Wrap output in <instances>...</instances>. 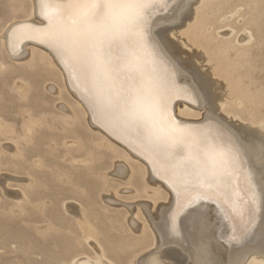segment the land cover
I'll list each match as a JSON object with an SVG mask.
<instances>
[{
    "label": "bare ground",
    "instance_id": "bare-ground-1",
    "mask_svg": "<svg viewBox=\"0 0 264 264\" xmlns=\"http://www.w3.org/2000/svg\"><path fill=\"white\" fill-rule=\"evenodd\" d=\"M0 3V258L8 264H97L82 255L96 261L103 254L111 264H264V0H164L167 7L151 10L153 49L141 56L163 82L174 117L170 134L151 140L97 106L91 81L52 47L50 21L67 0ZM227 26L235 33L219 32ZM174 34L202 52H187L170 38ZM205 56L212 73L199 64ZM205 149L235 159L242 189L251 172L254 229L221 207L220 195L203 208L202 226L189 224L183 213L173 221L177 203L169 176L186 185L189 198L208 191L190 178ZM84 157L89 164L82 166ZM107 159L110 165L102 162ZM114 166L118 179L124 173L122 181L136 188L134 199L145 200L131 207L130 219L111 210L114 196L100 199L125 184L108 174ZM6 173L30 180L18 184Z\"/></svg>",
    "mask_w": 264,
    "mask_h": 264
},
{
    "label": "snow or ice",
    "instance_id": "snow-or-ice-1",
    "mask_svg": "<svg viewBox=\"0 0 264 264\" xmlns=\"http://www.w3.org/2000/svg\"><path fill=\"white\" fill-rule=\"evenodd\" d=\"M157 4L167 7L164 0H67L58 6L64 12L50 21L49 31V41L56 52L91 81L94 103L107 107L127 125L143 129L150 140L168 136L174 121L168 111L171 101L166 99L163 82L148 70L141 56L153 49L149 39L151 10ZM118 50L125 54L116 55ZM190 178L192 184L208 191L189 198L186 185L170 175L177 203L173 221L183 213L189 224L202 226L203 208L217 203L220 195L221 207L227 205L233 216L246 220L249 230L256 227L252 175L246 174L247 190L242 189L234 158L205 149ZM214 189L223 190L217 193ZM260 207L264 213V189ZM260 224L264 226V214ZM152 264L161 262L153 260Z\"/></svg>",
    "mask_w": 264,
    "mask_h": 264
},
{
    "label": "rangeland",
    "instance_id": "rangeland-1",
    "mask_svg": "<svg viewBox=\"0 0 264 264\" xmlns=\"http://www.w3.org/2000/svg\"><path fill=\"white\" fill-rule=\"evenodd\" d=\"M3 11V9H2V5H1V3H0V13ZM2 15L4 14V11L1 13ZM228 15H230L231 17V21H233V20H235V17L233 16V14H228ZM227 15V16H228ZM229 17V16H228ZM233 17V18H232ZM224 19H227L226 17L224 18ZM171 22V21H170ZM169 23V22H168ZM229 27V28H228ZM223 30V31H222ZM222 30H219V32H227V31H229V33H231V31H232V33L234 32L235 33V29L232 27V26H227V28H224V29H222ZM242 33H244V31L242 32ZM241 33V34H242ZM231 35H233V34H231ZM184 36V35H183ZM182 36V39H181V34H174V35H171L170 36V38L172 39V40H174V41H178L183 47L185 46V48H186V51L187 52H189V53H192V52H196V53H201L202 52V50L200 49V48H196L194 45H192V43H190V41L189 40H187V37L186 36H184L183 37ZM180 38V39H179ZM188 41H189V43H188ZM194 46V47H193ZM199 51V52H198ZM206 58H207V56H205L204 57V60L205 61H207V62H205V61H203V60H201V61H199V64H201L202 65V69H204L206 72H210V73H212L213 72V70L211 69L212 68V65L210 64L209 66H208V60H206ZM208 63V64H207ZM210 68V69H209ZM212 71V72H211ZM211 79H212V81L214 82V81H219V79H217L215 76H211ZM17 82H19V83H21L19 80H17ZM223 83V82H222ZM228 88L226 87L225 88V90L223 91V94L224 95H226V93H227V95H228ZM45 96L47 97V99H48V101H50V102H52L53 100H52V95L51 94H49V93H46L45 94ZM227 98V97H226ZM59 103L60 102H57L56 103V105H59ZM220 113H222V112H220V111H218V114H220ZM239 120H234V119H229L228 120V122L230 123H234L236 126H240V125H242V123L244 124L243 126H249V127H251V125L249 124V122H238ZM262 125L261 124H259V127L258 126H254L253 128H256L255 130H261L262 129V127H264V125L261 127ZM68 143L70 144V146H72V143H73V146L72 147H75L74 145H76V143H75V140H73V139H70L69 141H68ZM102 144V145H101ZM100 145L101 146H106L105 145V142L104 143H101ZM62 151H63V149H62ZM104 152H105V150H103ZM109 154L108 153H106V156H108ZM71 156L70 155H68L65 159H64V161H70L71 160V158H70ZM68 158V159H67ZM85 159V160H84ZM69 161H68V163H69ZM82 161H83V163H82ZM82 161H81V159H80V162H81V164H82V166H84L85 164H89V160H88V158H86V157H84L83 159H82ZM103 163H107V164H111V161L110 160H104V161H102ZM114 169H115V166L113 167V169L111 168V171H109V170H107L108 172H110V173H108L109 175H113L114 176V178L118 181V182H120V183H125V182H123L122 181V179L124 178V173H121V176L123 177V178H120V179H118L119 177H118V175L116 174V173H114L115 171H116V169H115V171H114ZM113 171V172H112ZM12 174V175H11ZM11 174H7L6 173V176H9V177H12V178H15L16 180H21V181H14L15 183H18V184H20V182L23 184V183H26V181H28V180H26V179H28L29 178V180H30V177L29 176H24V175H21V174H13V173H11ZM11 175V176H10ZM17 177V178H16ZM110 177H112V176H110ZM26 178V179H25ZM114 178H112V179H114ZM14 183V184H15ZM126 186H128L129 188L127 189V187ZM131 186V187H130ZM120 187V188H119ZM118 188H117V191H118V189H119V191L120 192H115V190H111L110 192H102L103 194H101V196H102V198H100L102 201H104V199H105V197L107 196H109L110 198L112 197V196H114V197H112V198H114L115 199V203L117 204V206L116 207H114V208H112L111 210L112 211H114V212H116V213H127V215H126V217L127 216H129V214H130V216L128 217V219H130V218H132L131 216V207H135V206H137L138 204H140V202H145V200H143V198H135L134 199V197L135 196H137V193H136V188H134L132 185H126V183L125 184H123V185H121V186H119ZM126 188V189H124V188ZM121 188H123V189H121ZM10 189V188H9ZM121 189V190H120ZM130 189H132V190H130ZM134 189V190H133ZM10 190H15V191H19L17 188H15V187H12V189H10ZM131 191V192H130ZM134 191V192H133ZM20 192V191H19ZM111 192H114V193H111ZM124 193V194H123ZM132 193V194H131ZM114 194V195H113ZM116 194H118V195H116ZM134 194V195H133ZM104 195V196H103ZM116 195V196H115ZM108 197V198H109ZM99 199V202L101 201ZM138 199H140V200H138ZM144 199H146V198H144ZM119 200V201H118ZM128 200H129V202H128ZM133 200H134V202H133ZM149 199H146V202H148V203H152V202H150V200L148 201ZM137 201V202H136ZM118 202V203H117ZM70 203H74V204H77L78 205V203H76L75 201H73V200H67V201H65L64 202V204H70ZM122 203H124V204H122ZM131 203V206L129 205V204ZM132 203H134L133 205H132ZM137 203V204H136ZM165 203V202H164ZM136 204V205H135ZM124 205H126V206H124ZM128 205V206H127ZM122 206H124V207H122ZM119 207V208H118ZM121 207V208H120ZM128 208V210H126L127 208ZM153 210H154V208H152V210H151V212L153 213ZM127 211H129V212H127ZM155 213H156V211H155ZM142 214L144 215H146V212L145 211H143L142 212ZM136 219V218H135ZM137 220V219H136ZM138 222H140V223H142L141 221H139V220H137ZM158 251H160V250H158ZM21 255L23 256V253H21ZM83 256V259L85 258L86 260L87 259H89L90 261L91 260H93L92 262L93 263H96L97 262V264H100L101 263V261L103 260L104 262H106L107 264L109 263V264H111L110 263V261H109V259H107V258H105L104 256H103V254L102 255H99L98 254V258L96 259V261H94L95 259H93L91 256H89V255H82ZM86 256V257H85ZM103 257V258H102ZM92 258V259H91ZM105 258V259H104ZM14 262V261H13ZM104 262H102L101 264H103ZM9 262H7V261H4L2 258H0V264H8ZM105 264V263H104Z\"/></svg>",
    "mask_w": 264,
    "mask_h": 264
}]
</instances>
